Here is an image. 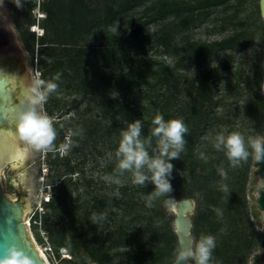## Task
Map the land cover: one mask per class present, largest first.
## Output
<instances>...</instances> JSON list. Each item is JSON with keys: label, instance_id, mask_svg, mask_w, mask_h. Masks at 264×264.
I'll use <instances>...</instances> for the list:
<instances>
[{"label": "rangeland", "instance_id": "1", "mask_svg": "<svg viewBox=\"0 0 264 264\" xmlns=\"http://www.w3.org/2000/svg\"><path fill=\"white\" fill-rule=\"evenodd\" d=\"M32 1L36 3V8L31 11L35 25H29L28 31H35L33 53L20 40L6 0L0 6V54H13L18 57L24 74L25 89L36 78L37 73L42 79L40 60L47 67L51 61L38 53L40 46L37 39L43 33L40 23L44 16L39 9V3L43 0ZM260 2L261 0H136L135 3H130L129 9L120 14L114 24L101 30V36H96L95 41L91 40L94 45H106L112 41V37H116L122 45L121 52L125 54L118 69L124 72L130 67L131 61L127 60L130 58L139 63H151L153 60L163 62L172 70L170 82L178 85L180 91L168 93V90L171 92L173 89L166 85L158 86L153 91L149 89V93H159L162 99L152 106L157 107L155 111L150 107L146 118H154L159 113L165 120L183 121L185 112L189 117V128L193 127L195 120L200 119L193 146L190 148L186 143L185 152L176 161L182 162L188 153L185 166L195 163L193 176L188 175V169L180 171L175 167L172 186L175 191L179 187V180H184V185H181L184 194L180 199L191 198L195 202L193 214L190 216L191 237L198 239L202 234L215 237L216 247L210 264H249L250 257L256 250L257 238L254 236L256 233L253 227H241L238 222L239 216L249 206L247 184L255 153L250 154L239 167L233 168L223 152L214 149L213 138L221 131L226 135L233 131L240 132L246 140L250 136H264V19ZM162 5L169 11L171 8L176 10L177 14L157 19L158 9ZM20 17L24 18V14H20ZM228 41H232L231 47L222 46ZM199 46L209 49L208 55L202 59L195 52ZM212 69L215 72L209 80L211 99L202 105L204 116L201 119L194 115L196 110L191 107L201 87L200 76ZM99 71V81L95 87L97 90L92 95H82L68 88L65 80L59 78L54 81L58 84L57 91L49 96L58 106L52 116L56 118L59 114H64L61 118L63 127L57 136L56 145L64 140L69 129L83 130L80 140L82 144L75 142L76 145L83 146L73 156L71 152L67 154L72 157L71 165L75 167L73 172H66L63 165H58L56 169L51 168L47 153L31 150L24 144L25 154L21 166L16 169L8 163L0 166V181L4 193L10 198L25 201L27 208L24 218L31 219L30 223L39 203L55 195L56 186L65 173L66 178L77 183V190L70 188L71 197L80 193V204H84L83 208L86 205L92 207L98 197L108 198L109 202L103 210L107 214L111 213L110 225L112 224L113 229L116 227L113 225L114 220H119L123 215L124 206L119 200L122 188L130 193L135 184L132 183L129 173L118 177L119 182L104 180L105 175L115 176L108 172L115 150L102 137L111 123L110 117L114 111L109 102L120 93L114 87L119 74L115 68L104 65L100 66ZM258 77L260 78L257 79ZM184 79L189 82L181 86ZM136 92L145 98L141 100L142 103H149L151 97L148 94L145 96L143 89ZM46 105L48 100L43 105L44 112ZM92 126H95L97 132L89 138L86 132ZM201 154L204 158H201ZM59 156L66 155L59 153ZM25 170L27 174L24 181L17 182L16 175ZM178 170L183 175H179ZM220 170L227 173V179L221 177ZM47 176L53 184L46 181ZM8 177L9 182L6 183ZM175 193L172 192L171 196ZM45 206L43 204L44 210L40 215L36 214L35 228L30 226L29 231L41 248L51 249L59 264H69L65 262L71 258L69 249L55 248L40 225ZM149 210L151 213L147 209L148 213L157 223L162 221V215L165 217L163 221L168 217L174 219L170 204H165V201L153 202ZM248 235L254 236V239L249 240ZM81 256L84 264H90L83 249ZM190 263L192 264L191 261Z\"/></svg>", "mask_w": 264, "mask_h": 264}, {"label": "trees", "instance_id": "2", "mask_svg": "<svg viewBox=\"0 0 264 264\" xmlns=\"http://www.w3.org/2000/svg\"><path fill=\"white\" fill-rule=\"evenodd\" d=\"M12 16L15 27L18 31L22 43L34 52L35 39L34 32L28 31V26H34V19L31 17V11L36 8V3L32 0H26L24 7H15L10 0H6ZM136 0H43L39 3V9L43 13L40 28L43 33L38 37L37 44L40 46L39 54L50 58L49 66L40 60V68L43 70L42 79L48 81L53 74H60L67 83V87L74 89L82 95L93 94L97 90L96 84L99 80V69L101 65L115 68L118 71L119 79L114 84L119 96L109 102V106L114 111L111 114V123L102 135L113 150H116L119 142V133L126 129L127 123L140 119L143 126V136L150 134L152 118H146L150 107L154 106L158 100L162 99L159 93H149V89L156 90L157 87L166 85L173 91L179 92V86L170 82L172 70L163 62H138L135 59L131 61L127 72L120 70L119 65L124 52H121V43L112 37V41L106 45H94L96 36L102 35V29L111 26L118 19L120 14L129 9L130 3ZM216 1H214L215 3ZM201 3L199 2L198 5ZM162 5L158 9L157 19H162L169 14H177L176 10L165 9ZM200 8V7H198ZM24 14V18L20 17ZM185 20H183L184 22ZM130 34H133L130 33ZM222 46L228 48L232 46V41L223 43ZM196 55L202 59L209 53L206 46H199L195 49ZM44 64V65H43ZM153 66H156L153 69ZM215 70L212 69L200 76L201 87L192 107L194 115L203 118L202 105L210 102L209 80L214 76ZM258 77L257 79H259ZM93 84V85H92ZM172 84V87H170ZM143 89L145 96L148 94L149 103L141 100L145 98L136 92ZM152 95V96H150ZM144 96V97H145ZM191 106V105H190ZM57 102L48 98V105L45 106L47 114L51 117ZM153 111L156 110L152 107ZM64 114H59V123L54 127L57 130V136L61 132ZM200 119L195 120L192 128L187 126L189 117L184 112L183 122L188 128L185 140L188 147H192L196 138V130ZM97 132L95 126L87 130L89 138ZM82 138L73 137L75 142ZM64 141L63 139L61 140ZM61 142V143H62ZM56 143V142H55ZM81 143V142H80ZM82 144V143H81ZM59 146V145H57ZM83 145H77L71 149V156L81 149ZM155 146V140H153ZM185 152V150H184ZM186 153L182 162L172 161L175 167L180 171L188 169V175L193 176L195 163H190L187 167ZM49 165L56 169L58 165H63L65 171L71 173L75 167L71 165V156H59L58 152H48ZM116 160L115 156L108 167V172L115 175ZM185 166V167H184ZM178 170V173L180 171ZM210 174V173H209ZM64 177L59 180L57 192L45 203V211L40 220V225L47 233L48 239L55 248L66 247L71 253V258L65 260L69 264H84L81 256L83 249L90 264H173L179 250L176 234L173 231V218L168 217L161 224L155 222L150 214L149 207L146 206L145 197L152 191V185L147 187L133 185L130 193L126 188H122L120 202L124 206L123 215L119 220H114L110 225L111 213L107 214L103 209L107 206L109 200L106 197H98L92 207L83 208L80 204V193L71 197L70 188L77 190V183L72 182L70 178ZM47 182L50 177L47 176ZM50 184H53L50 182ZM184 180H179V187L173 191L175 200L180 199L184 194ZM141 193V195H138ZM166 198H158L154 202H164ZM150 213H148V211ZM93 213L104 214L105 219L97 224L91 223ZM127 217V219H126ZM37 222V215L34 216ZM36 224H33L35 228Z\"/></svg>", "mask_w": 264, "mask_h": 264}, {"label": "clouds", "instance_id": "3", "mask_svg": "<svg viewBox=\"0 0 264 264\" xmlns=\"http://www.w3.org/2000/svg\"><path fill=\"white\" fill-rule=\"evenodd\" d=\"M17 8H23L26 0H10ZM4 0H0L2 6ZM60 74L57 73L52 80L45 81L39 78L33 79L24 91V99L14 116V134L16 138L31 150L48 153L59 152L67 155L76 145L73 137H83V130L69 129L64 141L56 145L57 130L54 127L59 121L55 117L44 112L43 105L50 94L57 91ZM67 119V118H66ZM150 134L143 136V126L140 119L127 123L126 129L119 133V142L114 156L116 160L115 176L105 175L107 182H119L118 177L129 173L131 181L135 185L147 187L152 185V191L145 197L146 206L151 208L153 202L165 197V204H171L173 197L172 180L176 171L172 161L180 159L184 152L185 135L188 128L180 119L165 120L163 115L156 114L151 121ZM63 127V125H60ZM155 140V146H153ZM213 147L218 152H223L231 167H239L246 161L250 154L257 156L264 154V136L248 137L245 139L240 132L233 131L225 134L219 132L213 138ZM251 150V151H250ZM201 158L203 154H201ZM222 178L227 179V173L220 170ZM179 175H183L182 172ZM225 190H227L225 186ZM91 223L97 224L105 219L104 214L93 213ZM216 247L215 237L212 235H200L198 239L189 236L188 247L178 250L176 264H210L213 251ZM0 264H33L22 250L15 245H9L0 251Z\"/></svg>", "mask_w": 264, "mask_h": 264}, {"label": "water", "instance_id": "4", "mask_svg": "<svg viewBox=\"0 0 264 264\" xmlns=\"http://www.w3.org/2000/svg\"><path fill=\"white\" fill-rule=\"evenodd\" d=\"M260 9L264 19V0L260 2ZM13 57L16 56L0 54V166L8 163L16 169L17 166H21L25 148L14 134V116L24 99L25 88L22 67L19 65V60L17 65L10 62ZM188 82V79H184L181 86L187 85ZM262 89L264 91V80ZM96 117H98L97 114ZM18 154H21L22 158L18 157ZM256 166H260L258 176L253 174ZM26 174V170L18 174L20 182L24 181ZM256 192L259 193L258 197ZM247 198L250 201L251 210L257 206L264 208V154L254 155L253 167L247 184ZM170 207L174 214L173 231L177 237L179 250L186 249L188 237L191 236L190 216L193 214L195 202L191 198H182L173 201ZM26 208L24 200L10 198L4 193L0 181V251L9 245H15L31 258L33 264H46L35 248L33 237L24 223ZM259 216L258 213L251 211V218L263 231L264 244V225L260 222ZM173 264H176V260ZM189 264H191L190 261Z\"/></svg>", "mask_w": 264, "mask_h": 264}, {"label": "flooded vegetation", "instance_id": "5", "mask_svg": "<svg viewBox=\"0 0 264 264\" xmlns=\"http://www.w3.org/2000/svg\"><path fill=\"white\" fill-rule=\"evenodd\" d=\"M253 161H254V157H253ZM252 167H253V162H252V166H251V171H252ZM260 169V166H256L253 170V174L255 176H258V170ZM251 173V172H250ZM9 175V174H7ZM16 180L17 182H20L18 175H16ZM9 182V177H8V181L6 183ZM262 183V181L260 182V184ZM11 185H14L11 182ZM247 195V194H246ZM256 196H259V193L256 192ZM248 199V198H247ZM249 201V200H248ZM249 205H250V201H249ZM253 212L258 213L259 216V220L260 222L264 225V208H261L259 206H257L256 208L252 209ZM251 208L248 206L247 208L244 209V211L242 212V215L239 216L238 222H240V226H247V225H251L255 231V237L257 238V242H256V250L253 251L251 257H250V262L249 264H264V244H263V231L261 229L258 228V226L256 225V223L253 221V219L251 218ZM254 236L248 235V239H254Z\"/></svg>", "mask_w": 264, "mask_h": 264}, {"label": "built area", "instance_id": "6", "mask_svg": "<svg viewBox=\"0 0 264 264\" xmlns=\"http://www.w3.org/2000/svg\"><path fill=\"white\" fill-rule=\"evenodd\" d=\"M50 198L46 199L45 201H42L39 203L38 207L35 209L34 211V216L36 214L40 215L43 210V204L47 203L49 201ZM31 219H27L24 218V223L27 226L28 229H30V226H32L33 224H36L37 222L34 220V218H32V222L30 223ZM40 251V250H39ZM43 253L42 254V258L44 259V261L46 262V264H59V261L56 257V255L51 251V249H45L42 248Z\"/></svg>", "mask_w": 264, "mask_h": 264}, {"label": "bare ground", "instance_id": "7", "mask_svg": "<svg viewBox=\"0 0 264 264\" xmlns=\"http://www.w3.org/2000/svg\"><path fill=\"white\" fill-rule=\"evenodd\" d=\"M10 62L12 63H14L15 65H17L18 64V59L16 58V57H13L11 60H10ZM18 157H20V158H22V156H21V154H18ZM33 243H34V246H35V248L37 249V251L39 252V254L42 256V254L41 253H43V251H42V248L33 240ZM40 250V251H39Z\"/></svg>", "mask_w": 264, "mask_h": 264}]
</instances>
